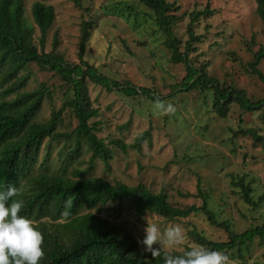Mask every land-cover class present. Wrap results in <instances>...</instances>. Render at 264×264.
Listing matches in <instances>:
<instances>
[{
    "label": "trees",
    "instance_id": "1",
    "mask_svg": "<svg viewBox=\"0 0 264 264\" xmlns=\"http://www.w3.org/2000/svg\"><path fill=\"white\" fill-rule=\"evenodd\" d=\"M74 1L83 8L82 0ZM140 2L152 10L150 16L163 32V45L169 51L171 61L183 63L186 67L181 81L171 85L169 96L182 90L210 92L214 110L221 116L226 117L230 105L236 103L248 114L261 111L264 120V98L253 100L243 89L224 86L208 73L207 64L198 66L190 57V52L197 49L195 43L203 38L195 31V22L201 15L213 13L209 4L203 10L189 12V38L183 51L174 29L181 17L176 13L179 6L168 0ZM256 3V12L264 23V0H256ZM134 6L118 1L105 7L131 21L140 14ZM31 14L32 22L26 16L25 0H0V189L9 184L18 188V198L24 201L20 214L30 217L42 232L45 254L39 264H163L166 252L178 254L184 250L161 249L154 257L143 251L130 230L91 211L101 204L123 200H132L136 213L140 215L154 212L177 219L203 212L210 224L227 233V238L223 241L210 239L196 227L191 229L192 237L198 245L219 250L228 258L245 260L244 251L251 244H264V222L249 224L242 231L236 230L232 220L217 217L208 202L210 195L204 189L200 193L201 205L178 206L170 201L166 190L153 192L144 182L131 185L90 175L98 161L109 168L115 157V147L126 151L129 146L121 138L108 141V137L100 135L103 120L98 119L101 112L90 95V84L126 96L145 95L152 100L159 99L156 96L159 92L156 88L112 77L85 58L95 20L82 23L78 61L70 62L55 49L57 35L52 49L45 48L48 32L56 19L55 6L38 0L32 5ZM263 60L264 44L253 52V59L248 64L250 72L264 81V73L258 68ZM33 64L60 78V84L44 80L32 85L31 82L36 81ZM57 89L62 91L59 106L54 105ZM47 101L53 104L51 114L38 121L37 116ZM67 114L76 121L72 129L61 128ZM247 116L240 115L239 121L245 122ZM129 123L126 122L125 126ZM245 133L252 135L254 143L264 146V135L256 128ZM151 138V131L145 130L138 133L131 145L140 148ZM54 149H57L60 160L58 168H53ZM85 149L91 153L87 166H74L83 161L81 156ZM232 182L245 203L252 207L262 205L264 192L258 193L256 176H234ZM69 197L72 203L66 208L65 201Z\"/></svg>",
    "mask_w": 264,
    "mask_h": 264
},
{
    "label": "rangeland",
    "instance_id": "2",
    "mask_svg": "<svg viewBox=\"0 0 264 264\" xmlns=\"http://www.w3.org/2000/svg\"><path fill=\"white\" fill-rule=\"evenodd\" d=\"M36 1L25 0L26 16L31 22V9ZM42 1L52 3L56 9L55 23L46 38L47 50L52 49L57 35L56 51L70 62H77L82 23L93 19L96 24L86 46L85 58L112 77L156 88L160 93L156 95L159 99L152 100L145 95L131 97L90 84V95L101 112L98 119L103 120L100 135L108 137V141L121 138L129 145L126 151L115 147V157L109 168L98 161L90 175L131 185L144 182L153 192L166 190L170 201L178 206L201 205L200 193L204 189L210 195L208 202L217 217L232 220L236 230L264 222V201L260 207L245 203L232 182L234 176L246 178L247 174H252L257 178L258 193L264 192V146L254 143L252 135L245 133L256 128L264 135L261 111L248 114L232 103L224 117L214 110L210 92L182 90L169 96L171 85L181 81L186 67L171 61L163 45V32L150 16L152 10L140 0H82L83 8L74 0ZM118 1L135 5L140 13L138 18L130 21L120 13L107 11L106 5ZM168 1L179 6L176 13L181 17L174 29L183 51L189 38V12L203 10L209 4L213 13L201 15L195 22V31L203 38L195 43L197 49L190 52L192 61L198 66L207 64L208 73L224 86L243 89L253 100L264 98V81L252 74L248 66L253 52L264 44V23L256 12V0ZM33 66L36 81H32V85L44 80L60 84V78L41 71L37 64ZM258 68L264 73V60ZM54 95V105L59 106L62 91L57 89ZM52 105L48 101L43 104L38 121L50 116ZM240 115H248L245 122L239 121ZM126 122H130L128 126ZM75 125L76 121L67 114L61 128L72 129ZM145 130L151 131V140H145L140 148L133 147L135 137ZM54 150L53 168H58L60 160L57 149ZM90 154L85 149L81 156L83 161L74 166L86 167ZM91 211L121 224L138 241L145 235L147 220L157 224L161 233L174 225L180 226L185 239L177 247L163 248L169 251L198 245L191 234L194 227L210 239L223 241L227 238V233L210 224L203 212L177 219L154 212L140 215L132 200L104 203ZM153 247L159 244L154 243ZM263 254L264 244L255 242L244 251L245 260L228 258L226 264H264Z\"/></svg>",
    "mask_w": 264,
    "mask_h": 264
},
{
    "label": "clouds",
    "instance_id": "3",
    "mask_svg": "<svg viewBox=\"0 0 264 264\" xmlns=\"http://www.w3.org/2000/svg\"><path fill=\"white\" fill-rule=\"evenodd\" d=\"M18 191L12 184L0 189V264H39L45 254L43 234L30 217L20 214L24 201L18 198ZM71 203L69 197L65 207H70ZM144 232L139 242L144 245L143 251L154 257L161 249L177 247L185 239L178 225L161 233L157 224L147 220ZM154 243L159 247H153ZM227 260L223 252L200 245L188 246L178 254L166 252L163 256V264H226Z\"/></svg>",
    "mask_w": 264,
    "mask_h": 264
}]
</instances>
